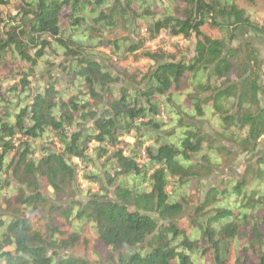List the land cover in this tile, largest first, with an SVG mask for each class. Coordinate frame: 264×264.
<instances>
[{
  "label": "trees",
  "instance_id": "16d2710c",
  "mask_svg": "<svg viewBox=\"0 0 264 264\" xmlns=\"http://www.w3.org/2000/svg\"><path fill=\"white\" fill-rule=\"evenodd\" d=\"M240 3L0 0V264H90L75 249L92 243L97 264H264V61L232 46L264 19ZM162 33L192 56L143 50ZM129 56L149 70L103 64Z\"/></svg>",
  "mask_w": 264,
  "mask_h": 264
},
{
  "label": "rangeland",
  "instance_id": "374dc122",
  "mask_svg": "<svg viewBox=\"0 0 264 264\" xmlns=\"http://www.w3.org/2000/svg\"><path fill=\"white\" fill-rule=\"evenodd\" d=\"M240 6L242 8H244L245 10L251 12V14L253 15V17L255 18L256 21L263 23L264 0H254V4L252 6H249V5L244 4V3H240ZM4 13L6 16L9 14H11V15L14 14L13 7L9 6L7 8H4ZM142 37H146V34L144 33V31L142 33ZM240 41L252 42L253 45L260 51V59L262 61H264V39L256 37V36L252 35L251 33L246 34L244 32H241V33H239L238 38L232 43V46H237L240 43ZM145 49L148 51H151V52H158L159 50L164 51V52L168 53L169 55L173 56L176 60H179L182 58L187 59V58H190L194 52V41H185L181 38H172V37H169L166 34L162 33L160 36H158L154 40H147L143 50H145ZM60 60H61L60 58L52 60V62H50L51 64L49 66H45L41 72L36 74V76H34L31 80L32 87H34L37 80L40 81L41 76L46 75L47 73H50V74L55 75V76L59 75V73H60V70H59ZM103 64L106 67V69L113 76H116V73L118 74V70L130 69L133 72L140 71V72L145 73L150 68L149 62L147 60L139 59V58H136L134 56H129L127 60L122 61V62H117L115 60H111L110 62L105 61V62H103ZM121 86H127L128 87L131 85H130V83L125 82L123 79H120V82L116 85V87L119 88ZM260 102H261V105L264 107V91L260 95ZM206 115H207V117L210 116V110H207ZM195 125L202 128L205 132L212 134V132L210 131V129L207 127L206 124L195 123ZM126 141L129 143H133V140L130 138H127ZM258 149H259L258 150L259 152L264 151V137H263ZM249 157L250 156L240 155L237 162H236L235 167H233L231 169H227L226 171H218L217 170L212 176H210L206 179L200 180L199 187L194 190V192L196 193V196L191 198V199H193L192 204L189 207L185 208L183 216H187L191 212L193 207H195V203H197V202H195V199L197 196H198L197 200L202 202L203 199L205 198L206 192L211 187L219 185L223 179H226L230 176L240 175L242 173V170H243L244 162ZM82 181H84V180H82ZM48 192L52 193V190L48 189ZM73 200L84 201L78 197H73ZM66 203H68V201L57 202L56 204L57 205H64ZM54 205H55V202H54ZM45 211L43 212L42 215L45 214L46 217H50L49 213H47ZM53 221L56 224L59 223L55 220H53ZM75 255L86 259L88 262H90V264H97L96 258L98 255H99V257H101V259H103L102 253L100 252L99 245H94L93 243L88 244L86 246L80 245L79 247H77L75 249Z\"/></svg>",
  "mask_w": 264,
  "mask_h": 264
},
{
  "label": "built area",
  "instance_id": "2783aa9c",
  "mask_svg": "<svg viewBox=\"0 0 264 264\" xmlns=\"http://www.w3.org/2000/svg\"><path fill=\"white\" fill-rule=\"evenodd\" d=\"M78 178H79V182L82 184V188L86 187L87 184L80 179V175L79 174H78Z\"/></svg>",
  "mask_w": 264,
  "mask_h": 264
},
{
  "label": "water",
  "instance_id": "95a60500",
  "mask_svg": "<svg viewBox=\"0 0 264 264\" xmlns=\"http://www.w3.org/2000/svg\"><path fill=\"white\" fill-rule=\"evenodd\" d=\"M54 112H56V111H54ZM68 164V163H67Z\"/></svg>",
  "mask_w": 264,
  "mask_h": 264
}]
</instances>
